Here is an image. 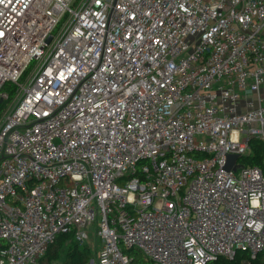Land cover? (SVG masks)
Wrapping results in <instances>:
<instances>
[{
	"label": "built area",
	"instance_id": "2783aa9c",
	"mask_svg": "<svg viewBox=\"0 0 264 264\" xmlns=\"http://www.w3.org/2000/svg\"><path fill=\"white\" fill-rule=\"evenodd\" d=\"M263 85L264 0H0V264L264 261Z\"/></svg>",
	"mask_w": 264,
	"mask_h": 264
},
{
	"label": "trees",
	"instance_id": "16d2710c",
	"mask_svg": "<svg viewBox=\"0 0 264 264\" xmlns=\"http://www.w3.org/2000/svg\"><path fill=\"white\" fill-rule=\"evenodd\" d=\"M3 91L9 92L11 96H13L15 87L12 84H6L3 87ZM4 106L5 103L0 107V112ZM251 149L252 151L250 155L242 157L243 163L252 167L261 168L264 171V143L258 140H253L251 142ZM74 239L75 237L72 234L60 236L56 243L51 246L46 256L40 260V264H54L57 262L60 259L61 250L66 247L69 240ZM69 253L70 257L65 264H88L92 258L86 247L82 246L79 242L71 244ZM125 254L133 258V264H153L151 261H147L142 253L137 250H128L125 251ZM208 264H264V261H262L261 258L251 260L247 253L238 252L233 260L222 258Z\"/></svg>",
	"mask_w": 264,
	"mask_h": 264
},
{
	"label": "rangeland",
	"instance_id": "374dc122",
	"mask_svg": "<svg viewBox=\"0 0 264 264\" xmlns=\"http://www.w3.org/2000/svg\"><path fill=\"white\" fill-rule=\"evenodd\" d=\"M90 235H91V237H89L88 240L82 246L86 247V249L88 250V252L90 253V255L92 257L88 264H93V261H94V263H96V260H97V254H98V249L100 247L99 246L100 241L98 240L99 243L97 244L96 238L94 237L95 236L94 235V227H92ZM75 242L78 243L75 239L68 241L66 247L61 250L60 259L57 262H55L54 264H65V262H67V260L70 257V253H69L70 246H71V244H75ZM39 264H40V262H39Z\"/></svg>",
	"mask_w": 264,
	"mask_h": 264
},
{
	"label": "water",
	"instance_id": "95a60500",
	"mask_svg": "<svg viewBox=\"0 0 264 264\" xmlns=\"http://www.w3.org/2000/svg\"><path fill=\"white\" fill-rule=\"evenodd\" d=\"M50 41V39H49ZM2 102V99H0V103ZM241 159L240 156L238 155H229L228 156V162H227V165H226V169L227 170H231V169H235L236 166H235V162H237V160Z\"/></svg>",
	"mask_w": 264,
	"mask_h": 264
},
{
	"label": "crops",
	"instance_id": "0c3cea01",
	"mask_svg": "<svg viewBox=\"0 0 264 264\" xmlns=\"http://www.w3.org/2000/svg\"><path fill=\"white\" fill-rule=\"evenodd\" d=\"M261 95L264 97V85L262 86V89H261ZM94 236V235H93ZM89 237H91V235L89 234ZM95 237V236H94ZM96 238V237H95ZM96 242L97 244L99 243L97 238H96ZM99 246H100V243H99ZM100 248V247H99ZM99 250V249H98Z\"/></svg>",
	"mask_w": 264,
	"mask_h": 264
}]
</instances>
